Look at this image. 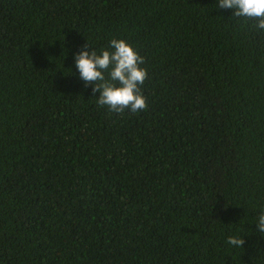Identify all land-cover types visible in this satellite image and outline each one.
<instances>
[{
	"label": "trees",
	"instance_id": "1",
	"mask_svg": "<svg viewBox=\"0 0 264 264\" xmlns=\"http://www.w3.org/2000/svg\"><path fill=\"white\" fill-rule=\"evenodd\" d=\"M254 24L218 0H0V264H264ZM112 38L144 58L138 113L74 74Z\"/></svg>",
	"mask_w": 264,
	"mask_h": 264
},
{
	"label": "clouds",
	"instance_id": "2",
	"mask_svg": "<svg viewBox=\"0 0 264 264\" xmlns=\"http://www.w3.org/2000/svg\"><path fill=\"white\" fill-rule=\"evenodd\" d=\"M219 8L230 9L233 16L255 20L258 33L264 31V0H218ZM75 72L84 87L99 93L96 103L109 111L122 113L125 109L138 113L147 107L141 85L147 79L144 58L125 39L112 38L104 48L95 49L84 44L73 56ZM254 229L264 237V210L255 217ZM244 237L231 235L227 244L241 248Z\"/></svg>",
	"mask_w": 264,
	"mask_h": 264
}]
</instances>
